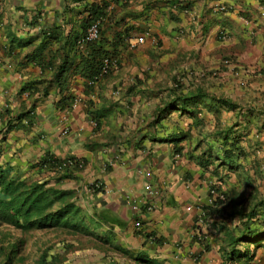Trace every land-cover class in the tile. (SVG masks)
<instances>
[{
	"label": "crops",
	"instance_id": "0c3cea01",
	"mask_svg": "<svg viewBox=\"0 0 264 264\" xmlns=\"http://www.w3.org/2000/svg\"><path fill=\"white\" fill-rule=\"evenodd\" d=\"M101 1L105 48L126 26L147 35L118 44L116 64L90 90L69 76L63 93L78 101L64 108L57 67L85 5ZM44 43L42 59L26 57ZM263 97L264 0H0V169L71 190L94 232L79 236L85 245L65 264H264V230L247 234L246 211L212 202L217 177L201 163L214 158V142L206 132L197 139L221 107L240 122L263 118ZM46 156L81 165L54 173L39 164ZM128 199L155 205L138 216Z\"/></svg>",
	"mask_w": 264,
	"mask_h": 264
},
{
	"label": "rangeland",
	"instance_id": "374dc122",
	"mask_svg": "<svg viewBox=\"0 0 264 264\" xmlns=\"http://www.w3.org/2000/svg\"><path fill=\"white\" fill-rule=\"evenodd\" d=\"M262 99L264 104V97ZM237 102L244 105L239 99ZM253 102L254 100L250 101L249 105H253ZM247 104L248 102L245 103L246 106ZM238 111L240 112L241 109ZM211 118L212 126H204L197 131V139L206 132L208 138L213 140L211 150L218 157V160L209 164L210 173H213L212 175L217 179L210 184L208 194L213 197L212 202L219 208L229 203L235 205L238 210L249 212L252 209L253 211L250 212H254V215L249 220L251 230H264V116L261 119L246 116L243 122L242 120L240 122L235 112L232 113L221 107L219 113L211 114ZM238 122L242 126H232L239 125ZM255 122L262 123V126H249L250 123ZM222 134L227 136L226 144L222 142ZM225 149L231 153L230 161L220 159L224 156ZM1 171H5L10 178L20 179L11 174V169H0ZM220 180L222 185L218 183ZM23 181L29 184L44 180L32 181L25 178ZM221 186L225 188L222 189ZM234 186L239 188V193L232 196L225 192L229 190L226 188ZM0 198H8V196L0 190ZM74 204L77 206L75 202ZM58 206V203H55L50 209L55 211ZM77 208L76 213L67 214L65 226L17 227L0 219V264H65L70 254H78L84 247L85 244L79 242V236L83 238L86 235L84 231L94 232L91 224L81 225L80 221L85 220L78 206ZM223 214L224 212L221 215ZM248 247L250 248V245Z\"/></svg>",
	"mask_w": 264,
	"mask_h": 264
},
{
	"label": "trees",
	"instance_id": "16d2710c",
	"mask_svg": "<svg viewBox=\"0 0 264 264\" xmlns=\"http://www.w3.org/2000/svg\"><path fill=\"white\" fill-rule=\"evenodd\" d=\"M110 1L118 2L120 0ZM104 7L105 4L102 1L99 3L92 2L85 5L84 11L87 13V16L83 19L81 25L82 31L79 35L73 38V42L71 43L72 48L68 53H66L62 62L57 67L55 77L61 93V98L58 103L64 105L62 106L64 108L72 107L71 105L75 100V96L72 93H63V91L67 89L66 81L68 77L74 74H79L85 79V91L90 90L95 83L106 77V75L110 72V70H108L106 74H103L100 78L98 77L101 72L103 60L105 58L116 59L118 55L116 46L118 44L128 46V39L131 38L133 34H137V28H135V26H126L123 31L118 34L116 41L112 43V48H105L103 43L104 38L102 37L101 32V20L105 14L103 11ZM181 8L184 10H190L189 5L187 4L181 5ZM220 9L224 10V8L221 7ZM96 21L99 22V38L95 41L87 42L82 46H78V41L83 37L88 26ZM46 47L47 43H44L33 52L27 54L26 57H32L35 61H37V58L42 59L43 56L41 52ZM80 48H82V50ZM42 62L40 61L38 63L43 67V64L45 63ZM88 81L95 83H89ZM219 101L229 103L226 99L219 98ZM231 105L233 104L231 103ZM222 142L224 144L227 143L226 134H222ZM223 152L224 156L220 159H223V161L228 159V161H230V151L225 149ZM69 158L74 159L73 156H69ZM211 159L212 160L206 161L205 163H201V165L208 166L209 164H212L213 161L218 160V157L214 155V158L211 157ZM58 161V158L46 156L39 160V164L42 165V163H47V167L51 170ZM70 169L73 168L67 167L64 170H61L62 172L60 171L58 174L66 173ZM62 177L64 176L62 175ZM0 190L8 196V198H0V219L17 227L35 226L36 228H43L58 225L65 226L67 225V222L65 221L67 214H74L78 210L72 200L71 190L55 187L47 180L27 184L23 180L10 178L4 171H1ZM55 203H58L59 206L55 211H52L50 207H52ZM250 211L253 210L251 209ZM250 211L245 213L246 217H248L246 219L247 226L245 227V229H247V234H251V232H253L248 224L250 217L254 215V212ZM245 214L242 213L241 216H245ZM246 233L242 234L239 239L247 235Z\"/></svg>",
	"mask_w": 264,
	"mask_h": 264
},
{
	"label": "built area",
	"instance_id": "2783aa9c",
	"mask_svg": "<svg viewBox=\"0 0 264 264\" xmlns=\"http://www.w3.org/2000/svg\"><path fill=\"white\" fill-rule=\"evenodd\" d=\"M223 8V7H221ZM99 32H100V28H99V22L96 21L92 24H90L88 26V28L86 29L83 37L78 41V46H82L87 42H91V41H95L99 38ZM147 35V33H143V34H133L131 36V38L128 39V46L129 47H135L138 44H142L145 40V36ZM116 64V59L114 58H105L103 60V65L101 67V72L99 74V78L103 75L106 74L108 70L111 69L112 66H114ZM200 72V71H199ZM200 74H202L200 72ZM89 83H95L92 81H88ZM78 101V98H75L73 105ZM81 164L78 162V160L76 158L71 159L69 157L67 158H61L59 159V161L57 163H55L54 168L49 170L52 171L54 173H59L61 170H64L65 168H75L77 166H80ZM41 168L43 169H49L47 166L48 164L46 163H42V165H40ZM62 172V171H61ZM91 185L96 187V188H101V184L97 181H92ZM146 194L148 196H156L158 194V189H156V187H154V185L147 183L146 186ZM128 203L132 209L133 212L138 213V216L142 213V211H150L153 209L154 205L151 202H148L146 200H129L128 199ZM203 217V216H202ZM135 227L139 230H141V222L140 219H135L134 221ZM148 239L153 241V237L148 236Z\"/></svg>",
	"mask_w": 264,
	"mask_h": 264
}]
</instances>
